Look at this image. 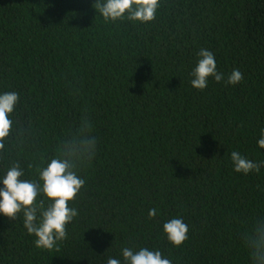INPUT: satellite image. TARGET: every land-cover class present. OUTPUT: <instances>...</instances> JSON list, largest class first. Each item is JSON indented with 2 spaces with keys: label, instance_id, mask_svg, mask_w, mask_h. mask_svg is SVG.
Here are the masks:
<instances>
[{
  "label": "trees",
  "instance_id": "trees-1",
  "mask_svg": "<svg viewBox=\"0 0 264 264\" xmlns=\"http://www.w3.org/2000/svg\"><path fill=\"white\" fill-rule=\"evenodd\" d=\"M95 2L0 0V92L19 94L0 171L19 162L33 178L61 139L90 124L97 138L66 237L41 249L22 213L0 215V264H105L123 247L248 264L241 233L264 214V168L236 173L230 153L264 160V0H161L146 24L105 21ZM201 48L225 81L234 69L243 79L194 88ZM177 216L181 247L163 232Z\"/></svg>",
  "mask_w": 264,
  "mask_h": 264
},
{
  "label": "clouds",
  "instance_id": "clouds-1",
  "mask_svg": "<svg viewBox=\"0 0 264 264\" xmlns=\"http://www.w3.org/2000/svg\"><path fill=\"white\" fill-rule=\"evenodd\" d=\"M161 0H96L94 8L105 21L130 20L148 23L156 18ZM198 59L191 70V85L204 90L209 78L217 83L236 85L243 79L239 69H234L225 81L224 73L217 70L214 53L201 48ZM19 102L17 92H0V153L8 150V138L12 132L13 120L10 118ZM259 148L264 149V128L257 140ZM97 153V138L93 128L88 126L87 134L79 131L61 139L54 155L40 157L33 178L26 176L19 162H13L0 171V215L16 219L22 213L23 227L35 237L34 244L41 249H53L57 241L67 235L66 226L78 216V209L69 205L85 185L80 175ZM230 159L234 172L247 176L259 173L264 168V160L249 159L241 152L233 150ZM31 167V166H30ZM158 210H149L154 218ZM163 232L168 241L181 247L188 239L189 226L183 217L166 220ZM241 240L248 253V264H264V214L257 215L250 227L241 233ZM121 258L109 256L105 264H172V261L159 249L140 247L135 250L123 247Z\"/></svg>",
  "mask_w": 264,
  "mask_h": 264
}]
</instances>
